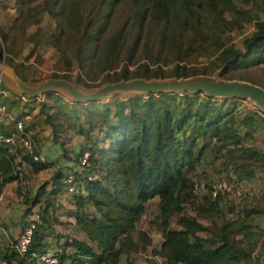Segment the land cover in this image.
Masks as SVG:
<instances>
[{"label":"trees","instance_id":"trees-1","mask_svg":"<svg viewBox=\"0 0 264 264\" xmlns=\"http://www.w3.org/2000/svg\"><path fill=\"white\" fill-rule=\"evenodd\" d=\"M57 1H50L44 9L46 14L56 21V16H61L77 30L82 26L72 56L73 64L78 66L72 83L78 88L94 86L92 84L98 76L104 83L135 78H185L196 69L180 63L176 55L197 51L206 67L196 70L198 73L211 74L218 70L219 77L225 80L236 77L264 90V21L257 15L252 16L251 10L243 6V3H249V7L255 0H130L132 27L124 23L103 42L102 32L124 0H89L88 12L78 1L76 5H69L67 12L63 7L55 12ZM207 15L229 30L236 28L241 33L244 27L250 28L251 32L239 40L224 34L203 32L201 21ZM152 28L157 52H163V58L159 55L158 61L165 68L151 70L143 62L141 71L128 70L124 60L136 63L139 49L144 40L147 41V31ZM59 29L62 31L63 28ZM132 29L136 33L126 43L127 32ZM187 31L198 38L197 45L193 46V38L187 35ZM7 33L0 27V40L4 41ZM42 36L49 40L53 35L43 32ZM53 38V46L58 45V35ZM54 49L58 51L57 47ZM102 58L105 64L89 75L91 61ZM67 63L63 68H71L72 63ZM256 69L259 73L254 80L250 73ZM79 77L83 82H79ZM51 78L68 80L69 77L54 75ZM0 86V103L16 121L22 122L24 132H30L34 152H42L40 148L45 140L42 128L46 126L52 139H57V134L63 137L60 147L64 148L65 136L70 130L82 141L74 158L66 157L69 164L57 162V167L52 165L50 188L43 199L42 209L37 211L40 220L26 254L19 257L12 249L0 259L11 263L18 259L19 264H42L35 255L43 253L46 237L58 236L52 229L51 210L57 194L64 190L71 206L66 214L84 239L60 235L63 242L56 244L57 249L52 253L53 264H133L128 252L135 247L132 238L135 226L145 203L154 197L158 199L159 230L162 233L156 253L163 257L164 264H260L264 236L257 232L255 215L263 211L256 207L246 209L244 215L221 225L213 223V229H210L195 216L182 214L181 205L192 196L194 182L189 174L206 154H211L212 160L223 157V161L231 163V167L238 171L240 178H243L245 168L251 171L254 163L246 159L253 160L255 150L241 143L239 130L242 127L251 129L254 123L264 122L248 108V101L238 97L215 98L195 91L154 92L125 98L113 93L107 103L92 101L76 105L53 94L48 98L47 94L43 95V100H39L28 95H15L4 84ZM48 99L58 104L56 108ZM108 104L120 107V120L116 121L108 114ZM237 106L244 112L241 117ZM11 126L9 122L0 124V134H10L13 131ZM84 153L87 154V164L78 170ZM18 155L21 156L20 162L16 161ZM45 159L34 161L28 154L21 153L19 141H16L14 151L0 145V192L6 183L22 181L18 174L21 162L22 168L37 172L49 167ZM68 174L74 176L75 190L72 193L67 192L65 178ZM21 187V194H26L27 190L23 185ZM42 191H36L31 203L43 195ZM221 197L228 195L220 193L212 199L203 198L193 208L197 216L209 218L219 213ZM174 213L178 214L176 227L171 228L169 220ZM201 232H209V236H202ZM139 234L145 236L142 231ZM142 245L144 241H141ZM254 250L258 255L252 257Z\"/></svg>","mask_w":264,"mask_h":264},{"label":"rangeland","instance_id":"rangeland-1","mask_svg":"<svg viewBox=\"0 0 264 264\" xmlns=\"http://www.w3.org/2000/svg\"><path fill=\"white\" fill-rule=\"evenodd\" d=\"M50 1L51 0H0V27L5 31H8L4 41L0 40V62H3L5 65L12 68L15 74L17 72L22 77L19 78L16 74L20 80L23 81L24 79V81L30 85H37L39 83L46 82L52 79L51 77L54 75L69 77L68 80H57H63L73 85L74 83H72V80L77 74L78 66L73 64L72 56L76 48L82 26H80L79 30H77L74 24L66 23L62 20L61 16H56L57 21L49 17L44 9L50 4ZM71 1L72 0H58L55 7V12H57V9L60 7H63L64 11L67 12V10L70 8L68 6L72 4L76 5L75 3H77V1L82 4L83 8L87 12L88 8L91 7V2L89 0ZM247 5L243 3V6L246 7L247 10H251L252 16L257 15L261 20L264 21V0H255V3L249 7ZM132 11L133 10L130 0H124L114 10L106 30L102 32V42L107 37H109L111 33L117 31L124 23L127 24V27H132L134 22ZM201 22L203 25H201L200 29L203 32H213L217 35L224 34L230 39L232 38L239 40L242 36H246L251 32L250 28L247 29L244 27L241 33H238L236 28L229 30L224 25L222 26L218 21L214 22V19L211 15L205 16ZM59 27L63 28L62 31H60ZM43 32L50 33L53 36L49 40H46L44 36H42ZM135 33V29L127 32L126 43L130 42L131 37L134 36L133 34ZM147 33H149L147 41L145 42L144 40L143 46L140 47L138 57L136 58V63H128L124 60V64H126L128 70L141 71L143 68V62L145 64L147 63L151 70L158 67L162 69L165 68L163 63L158 61L159 55L160 58H163V52L159 54L157 52L156 45L154 44L156 39L152 36L154 33L153 28L150 32L147 31ZM56 35H58V40L60 42L58 45L53 46V37H56ZM187 35L193 38V46L197 45L198 38L194 36L191 31H187ZM4 46L6 53L4 52ZM54 47H57V52ZM98 54L101 55L100 53ZM198 54L199 53H197V51H192L187 52L184 56L181 54L176 55V58L178 61H181L180 63H186L188 66H192L196 70L201 71L202 68L206 69V67L205 63L201 61V56ZM66 58L68 59L66 60ZM69 61L72 63L71 68H63L69 64L67 63ZM154 61L155 63H153ZM6 62L9 64H6ZM103 64H105V60L103 58L100 60L91 61L89 75L100 69V66ZM120 65H122V62ZM196 70H194L195 73L185 78H212L218 73V70H216L211 74H200ZM258 73L259 71L257 69L251 70V78L256 80L255 76H257ZM80 74L83 76L85 82H87L82 70H80ZM83 78L79 77V82H83ZM233 78L234 79L231 80H225L219 77L220 80L225 82L239 81L236 77ZM151 79L162 80L163 78ZM240 82L249 83L242 80H240ZM3 84L5 88L14 92L15 95H22L19 94L10 81L2 76L0 77V85ZM105 84L107 83L100 81V77L98 76L96 81H94V84H92L94 86H84L82 88L84 91H95ZM77 85L81 86V84L78 83ZM46 94L47 98L48 95L53 94L54 96L60 97L63 101H66L69 104L75 103L77 105L79 103L80 105L85 103L72 99L69 93L63 89L48 91L43 94L41 93L39 95L30 97L43 100L42 97ZM115 94L125 98L128 96L143 95L145 93L117 92ZM1 96V98H3V94ZM48 100L50 104L56 108L58 104H55L54 100L52 99ZM110 100V96H105L100 100H93V102L96 101L107 103ZM237 107L241 117L244 112L241 111L240 106ZM107 108H109L108 114H110L112 119H115L116 121H118V119L120 120L122 110L119 106H111L108 104ZM114 109L115 111H113ZM53 110L54 109L52 107L51 111ZM42 129L44 130L43 133L45 135V140L41 144L40 149L46 158L45 160L50 164L49 167L41 171L31 172L27 167L20 168V166H18L20 170L19 177L20 179L22 177V181L18 180V182L17 180H14L13 182L6 183L1 189L3 192L4 205L0 208V210H2L0 220L2 223L5 219H7L8 223L6 224V227H1L2 229H0V236L4 238V236L8 235L9 241L6 243L4 242V244L0 243V258H3L8 252H11V245L14 243L16 238L15 235H18L21 227L25 221H27L29 214L32 211L37 212L38 210L42 209L44 204L43 199L45 195L47 196V191L50 188V174L52 172V165L57 167V162L60 165H66L68 163L66 157L73 159V156H75L74 154L82 143V141H79L80 138L77 135H74L72 130H70L65 136L66 143L64 144V148L60 147V142L63 140V137L60 134H57V139L54 140L51 138L49 128L47 126L43 127ZM248 130H250L249 134ZM239 135L242 136L241 143L244 146L253 148L255 150V158L253 160L246 159V161L254 163V165L251 167V171L245 168L246 170L243 172V178H240L238 171L231 167V163L223 161V157L212 160L211 154H206L205 158L202 157L195 169L189 174L191 180L196 184L197 188L192 189V196L181 203L183 207L182 214L195 216L202 225L213 229V223L221 225L225 221H231L240 215H244L246 209L256 207L260 211H263L262 213L255 215V224L258 227L257 232H261L262 236H264V124L261 122H256L253 124L251 129L250 127H242L239 130ZM218 179L233 181L239 191V195L235 194L228 197H221L218 206L219 213L212 215L210 214L211 216L209 218L198 217L193 208H195L196 205L206 197V191L211 183ZM22 185L25 190H27L26 194H21V191H19V189L22 190ZM38 189L43 190V195L40 194L38 196V200H36L34 203H31V200H33ZM66 194L68 195V193ZM57 195L58 196L56 197L55 201L56 204L54 202V208L51 210V213L52 219L54 220L52 221V229L53 232H55L58 236L54 237L55 234H53L44 239L46 246L43 248V253L49 255H52V253L57 249L56 244L58 242H63V238H59L60 235H68L70 238L75 237L84 239V236L74 229L72 218L66 214L67 210L71 208L70 206L68 207L69 209L65 207V203L67 206L69 205V196H64V190L59 192ZM59 201H61L60 206ZM177 215L178 214L174 213L170 217L169 225L171 228L176 227L175 219ZM159 225L158 199L157 197H154L145 203L144 211L135 226V232L132 236L135 247L128 252V258L131 262H133V264H149L150 262V264L165 263L163 257H161L159 253H156L159 250L162 241V233L159 230ZM1 230L4 233H2ZM140 231L144 232L145 236L140 235ZM199 234L202 236H209V232H201ZM235 237L239 238L238 235ZM4 241L6 240L4 239ZM141 241H144V245L142 246ZM146 242H148V244ZM257 255V252L254 250L252 252V257ZM262 256H264V253ZM123 257H125V255H123ZM16 262L13 264H19L18 259H16Z\"/></svg>","mask_w":264,"mask_h":264},{"label":"water","instance_id":"water-1","mask_svg":"<svg viewBox=\"0 0 264 264\" xmlns=\"http://www.w3.org/2000/svg\"><path fill=\"white\" fill-rule=\"evenodd\" d=\"M5 77L19 94L35 96L48 91L63 89L67 91L72 99L80 102L100 100L105 96H111L117 92H203L206 95L217 98H243L256 105L264 111V90L256 85L240 82H225L219 79V73L215 77L202 78H167L162 80H146L135 78L127 81L107 83L98 90L87 91L78 88L70 83L50 79L37 85H30L20 80L12 68L0 62V77ZM260 264H264V256L260 258Z\"/></svg>","mask_w":264,"mask_h":264},{"label":"built area","instance_id":"built-area-1","mask_svg":"<svg viewBox=\"0 0 264 264\" xmlns=\"http://www.w3.org/2000/svg\"><path fill=\"white\" fill-rule=\"evenodd\" d=\"M1 94V91H0ZM247 101V100H246ZM248 108L254 112V114L260 118L264 122V111L261 110L256 105L248 102ZM3 122H9L12 124L13 131L10 134H0V145H4L8 147L9 151H14V148L16 146V141H19L21 153L28 154L32 160L34 161H43L45 159V156L42 152H34V144L32 143L30 139V132H24L22 122L16 121L10 113L6 111L5 106L0 103V124ZM17 131V133L14 132ZM19 133V134H18ZM21 156L18 155L16 157V161L20 162ZM87 164V154L84 153L82 157L79 160L78 170L80 167H83ZM23 163L21 162V167H23ZM19 169V167H18ZM20 174V173H18ZM73 175L68 174L65 178V182L68 185L67 192L72 193L75 190V187L72 184L73 181ZM89 178V176H88ZM197 186L194 183L193 189H196ZM227 194L230 195H239V191L235 185V183L231 180H225V179H218L214 181L209 189L206 191V196L210 199L215 198L217 194ZM4 202L3 198V192H0V205ZM39 214L36 211H32L27 221L23 224L21 227V230L17 237L15 238L14 243L11 245V248L14 250L15 254L19 257H23L26 252L28 245L32 238V233L36 227V225L39 223ZM36 259L41 262L42 264H53L55 262V258L52 255L41 253L35 255ZM0 264H13L11 262L6 261L5 259H0Z\"/></svg>","mask_w":264,"mask_h":264},{"label":"crops","instance_id":"crops-1","mask_svg":"<svg viewBox=\"0 0 264 264\" xmlns=\"http://www.w3.org/2000/svg\"><path fill=\"white\" fill-rule=\"evenodd\" d=\"M79 141H80V139H79ZM69 164V163H68ZM69 204V203H68ZM4 204L2 203L1 205H0V208H1V206H3ZM60 206V205H59ZM70 206V204L67 206L66 205V203H65V207L66 208H68ZM71 207V206H70ZM60 208H62V207H60ZM69 209V208H68ZM1 212H2V210H0V219H1ZM26 222V221H25ZM4 223V224H3ZM8 223V221H7V219H5L2 223H1V220H0V229H2L1 227H6V224ZM2 231V230H1ZM2 233H4L3 231H2ZM19 234V233H18ZM16 237H17V235H15ZM4 239L6 240V241H4ZM0 243H2V244H4V242L6 243L7 241H9V237H8V235L7 236H4V238L3 237H1L0 236Z\"/></svg>","mask_w":264,"mask_h":264}]
</instances>
